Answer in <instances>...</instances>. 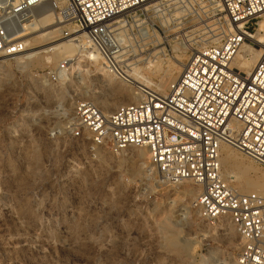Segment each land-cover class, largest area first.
Masks as SVG:
<instances>
[{
  "label": "rangeland",
  "instance_id": "rangeland-1",
  "mask_svg": "<svg viewBox=\"0 0 264 264\" xmlns=\"http://www.w3.org/2000/svg\"><path fill=\"white\" fill-rule=\"evenodd\" d=\"M214 2L153 0L133 11V37L127 29L123 43L133 53V68L150 79L149 86L160 90L159 81L169 71L179 69L174 72L177 78L194 50L218 41L212 34L220 31L225 15ZM140 27H146L151 37L140 38L136 34ZM56 38L55 33L51 40ZM39 40L38 49L53 44ZM0 60V264H232L237 260L236 231L229 244L225 225L207 222L191 208L196 196L180 193L179 185L162 183L156 171L146 175L145 149L128 147L113 153L99 148L103 157L99 160L86 141L51 137L62 123L57 103L64 97L57 98L65 96V90L79 87L78 97L88 99L92 92L105 90L97 79L98 64L80 57L70 76L49 87L40 77L59 61L22 69L17 63L21 60ZM133 79L143 83L136 75ZM53 87L60 90L54 92ZM229 148L249 168V177L264 178V168ZM136 153H141L138 159ZM140 165L141 173L131 174L130 169ZM227 178L239 192H252L241 191L239 179ZM168 235L185 240L187 250L177 253L168 248Z\"/></svg>",
  "mask_w": 264,
  "mask_h": 264
},
{
  "label": "built area",
  "instance_id": "built-area-1",
  "mask_svg": "<svg viewBox=\"0 0 264 264\" xmlns=\"http://www.w3.org/2000/svg\"><path fill=\"white\" fill-rule=\"evenodd\" d=\"M148 1L0 0V57L21 56L28 27L53 13L55 33L79 52L59 61L41 81L58 86L78 66V57L90 60L84 53H95L100 65L134 89L138 99L104 113L74 93L79 87L65 90L72 114L60 117L51 137L86 141L90 151L146 149L162 183L189 181L200 188L191 208L202 219L229 220L239 237V264H264V193L239 192L220 165L221 146L228 145L264 168V50L249 74L231 64L264 15V0H217L225 15L221 36L194 50L165 91L133 83V53L120 39L129 33L133 37V11ZM147 31L140 27L136 34L144 38ZM61 106L57 103L58 113Z\"/></svg>",
  "mask_w": 264,
  "mask_h": 264
},
{
  "label": "bare ground",
  "instance_id": "bare-ground-1",
  "mask_svg": "<svg viewBox=\"0 0 264 264\" xmlns=\"http://www.w3.org/2000/svg\"><path fill=\"white\" fill-rule=\"evenodd\" d=\"M153 0H150L148 2H151ZM214 1V0H212ZM147 2V3H148ZM216 6L219 7L218 1L215 0ZM146 4V3H145ZM161 4V3H160ZM144 5V4H143ZM222 10V9H220ZM54 21V14L51 12H48L44 14L39 21L36 23L35 26L28 27V35L29 37L27 40V50L21 55L17 56L16 60H21L17 62L20 64L22 69L29 68V67H45L48 64H55L58 62L61 58H65L71 53H74L75 51H78V48L76 44H74L71 41H68L66 39H61L59 42H56L58 39H53L55 37V32L58 31V28H53V25H51ZM223 31L220 29V31L213 32L212 36H217L216 39H218L221 36V33ZM57 34V33H56ZM150 32H145L144 38H149L151 36ZM47 41L46 43H53L50 44L49 47L46 45V48L38 49L42 45H36L38 40ZM60 39V38H59ZM125 39V38H120ZM39 40V41H40ZM43 44V43H41ZM36 49V50H34ZM34 50V51H33ZM264 50V15L261 16V18L257 21V27L255 29V33H251L250 36L247 37V40L241 45L238 53L234 57L232 61V66L239 69L244 74H249L251 69L253 68L255 62L259 58L260 54ZM85 56L93 62L98 64L99 66L96 68V70L99 72L97 79L102 84V86L105 87V90L102 92H92L91 93V101L100 108V110L104 113H109L113 108H115L116 104H127L137 101L138 96L135 93L134 89L132 90L129 85L123 83L122 81L112 77L111 74H109L101 65L100 61L95 53H84ZM79 59V57H78ZM77 59L76 63L79 66V60ZM4 60V59H3ZM3 60H0L2 62ZM150 63V61H148ZM147 62V64H148ZM157 63V62H156ZM161 65V64H160ZM167 65V64H165ZM139 66V65H138ZM148 66V65H147ZM77 67V66H76ZM148 67H153L154 69H157L158 67L153 64H149ZM157 67V68H156ZM145 68V67H144ZM161 68V67H159ZM158 68V69H159ZM134 69V68H133ZM141 69V68H140ZM163 69V68H162ZM175 69V68H174ZM153 70L150 71V73ZM157 71V70H155ZM160 71V70H159ZM145 72V70H144ZM143 72V73H144ZM174 72H179V69H175L174 71H169L165 77H162L159 81V87L162 91L164 88L169 86V82H172L174 79ZM133 75L138 76L144 84L149 85L151 82L147 79L144 75H140L136 69L133 70ZM155 73V72H154ZM140 76H139V75ZM147 74V73H146ZM158 74V72H157ZM151 75V74H150ZM122 82L124 85L116 83L115 80ZM80 80V79H79ZM133 79V83H134ZM126 85V86H125ZM156 86V85H155ZM157 87V86H156ZM80 90V89H79ZM83 90V93H88L89 91L85 88H81ZM74 93H80L77 92V89L73 90ZM164 91V90H163ZM82 95V94H81ZM64 97V102H58V104H61L64 108L60 109L59 114H61V117L68 118L72 114V103L69 100L71 99V95L69 93H66L65 96H60L57 99L60 100ZM66 105V106H65ZM65 114V116L63 115ZM67 114H70L69 116H66ZM143 149L144 148H140ZM146 150V149H145ZM97 155L99 156V160H103V157L99 155V149L97 148ZM95 151V152H96ZM147 151V150H146ZM142 152V151H141ZM101 154V153H100ZM105 154V153H104ZM148 154V153H147ZM134 155V154H133ZM132 155V156H133ZM141 156V153H136L135 157L138 159ZM105 160V158H104ZM220 165H221V173L223 177L227 178V176L231 175L232 178H235L237 181L238 179V187L241 191H252L257 193H264V178L260 179H253L248 176L249 168L245 166L241 161L237 159L235 154L230 150L228 145H222L220 149ZM131 174H139L141 173V165L137 167V169L133 168L130 169ZM146 175L153 174L155 172L154 168L148 164L146 167V171H144ZM189 182V181H186ZM186 182H181L177 185L181 188L179 191L180 193H183L186 196H197L199 195L200 188L194 186V185H187ZM219 227L222 225H225L228 229L227 233V239L229 244H232L235 240L236 233L235 228L232 226V224L229 222L227 218L221 219L218 221ZM224 234V233H223ZM186 241H179L176 237L173 235H168L166 238V244L167 247L171 250L176 251L177 253H183L185 250H187V244ZM238 245V244H237ZM236 245L234 244V247ZM232 264H239L238 261H234Z\"/></svg>",
  "mask_w": 264,
  "mask_h": 264
}]
</instances>
